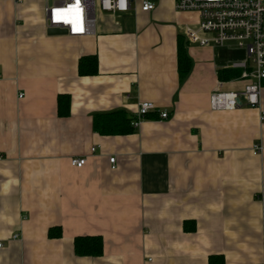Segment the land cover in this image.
Listing matches in <instances>:
<instances>
[{"label": "crops", "instance_id": "0c3cea01", "mask_svg": "<svg viewBox=\"0 0 264 264\" xmlns=\"http://www.w3.org/2000/svg\"><path fill=\"white\" fill-rule=\"evenodd\" d=\"M50 1L0 0V264H264L260 109L209 107L212 90L242 88L218 72L244 49L190 41L183 28L197 14L174 0H151L148 12L141 0L121 13L95 5L92 35H48ZM179 46L191 63L183 80ZM93 54L98 72L78 74ZM144 101L154 110L134 132H95L96 113L134 116ZM85 235L101 236L100 256L74 253Z\"/></svg>", "mask_w": 264, "mask_h": 264}, {"label": "built area", "instance_id": "2783aa9c", "mask_svg": "<svg viewBox=\"0 0 264 264\" xmlns=\"http://www.w3.org/2000/svg\"><path fill=\"white\" fill-rule=\"evenodd\" d=\"M18 3L21 0H13ZM136 0H56L45 7L47 27L66 28L70 37L92 35L95 28V5L102 11L121 13L129 11ZM177 12H196L195 26L185 25L186 37L199 45L225 46L232 44L246 52L244 60L234 62L233 68L240 70L244 84L239 90H212L209 95V107L212 110H232L244 104L260 109L259 119L264 123V109L261 108V83L264 80V0H174ZM141 11H151L154 3L151 0L139 2ZM22 95V94H21ZM21 95H19L21 97ZM150 101L140 102L131 122L138 127L140 120L154 110ZM161 118L167 113L161 112ZM92 146L90 151L93 152ZM254 153L262 152V145L254 143ZM1 158V155H0ZM85 158L73 157L71 165L81 167ZM109 162L113 164L115 157ZM112 165L111 167H113ZM14 234L13 237H16ZM1 245V242H0Z\"/></svg>", "mask_w": 264, "mask_h": 264}, {"label": "trees", "instance_id": "16d2710c", "mask_svg": "<svg viewBox=\"0 0 264 264\" xmlns=\"http://www.w3.org/2000/svg\"><path fill=\"white\" fill-rule=\"evenodd\" d=\"M178 51V71L179 78L183 80L190 68V58L187 56L186 52L182 47L179 46ZM78 74L80 75H94L98 72L97 57L93 55H83L79 58L78 64ZM226 74L232 76H239L240 70L236 68L220 70L218 76L225 78ZM264 83V80H262ZM261 83V85H262ZM70 97L67 93L57 95V112L59 116H64L69 114ZM146 114L144 117H146ZM143 117V118H144ZM135 119V115H130L124 110H113L110 112L96 113L92 120V125L95 132L103 135L120 134L125 135L127 133L134 132V127L131 122ZM184 228L187 229V225L184 224ZM61 235V230L59 227L49 228L50 238L59 237ZM73 250L77 256L85 257H97L100 256L103 249L102 238L100 235H85L76 236L73 239ZM208 264H223V258L218 256H211L209 258Z\"/></svg>", "mask_w": 264, "mask_h": 264}, {"label": "water", "instance_id": "95a60500", "mask_svg": "<svg viewBox=\"0 0 264 264\" xmlns=\"http://www.w3.org/2000/svg\"><path fill=\"white\" fill-rule=\"evenodd\" d=\"M67 30H66V28H63V29H61V28H57V27H48V29H47V34L49 35V34H52V35H63V34H65V35H67Z\"/></svg>", "mask_w": 264, "mask_h": 264}, {"label": "rangeland", "instance_id": "374dc122", "mask_svg": "<svg viewBox=\"0 0 264 264\" xmlns=\"http://www.w3.org/2000/svg\"><path fill=\"white\" fill-rule=\"evenodd\" d=\"M245 59L246 55H245V51L244 50H240V59Z\"/></svg>", "mask_w": 264, "mask_h": 264}]
</instances>
